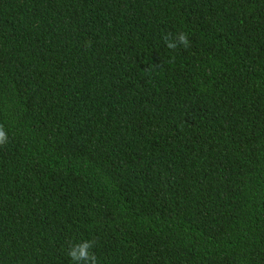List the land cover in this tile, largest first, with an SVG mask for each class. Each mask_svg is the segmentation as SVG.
<instances>
[{
    "label": "trees",
    "instance_id": "16d2710c",
    "mask_svg": "<svg viewBox=\"0 0 264 264\" xmlns=\"http://www.w3.org/2000/svg\"><path fill=\"white\" fill-rule=\"evenodd\" d=\"M0 125V264H264V0H0Z\"/></svg>",
    "mask_w": 264,
    "mask_h": 264
},
{
    "label": "clouds",
    "instance_id": "9594fccd",
    "mask_svg": "<svg viewBox=\"0 0 264 264\" xmlns=\"http://www.w3.org/2000/svg\"><path fill=\"white\" fill-rule=\"evenodd\" d=\"M176 37V41L174 42L172 39L164 40L167 48L172 50L173 52L179 48L180 45L183 46L184 49L190 46L189 35L186 32L179 31L175 34L169 33L165 34L164 37ZM174 59V57H173ZM8 142V136L5 132L2 125H0V146L5 145ZM71 241L72 250L68 252V256L70 261H83V264H98V258L96 253L92 251L95 248L94 240H75L74 238Z\"/></svg>",
    "mask_w": 264,
    "mask_h": 264
}]
</instances>
